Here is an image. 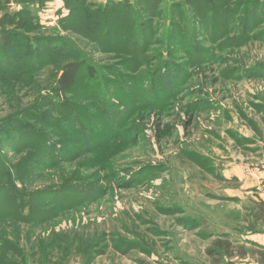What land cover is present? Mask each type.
Wrapping results in <instances>:
<instances>
[{
	"label": "rangeland",
	"instance_id": "obj_1",
	"mask_svg": "<svg viewBox=\"0 0 264 264\" xmlns=\"http://www.w3.org/2000/svg\"><path fill=\"white\" fill-rule=\"evenodd\" d=\"M197 1L184 6V0H163L159 6L156 39L167 38L172 5L186 20L184 50L174 53L183 69L162 71L164 78L158 73L168 80L162 92L148 77L159 61L134 73L123 70L136 79L118 84L116 93L103 90L106 111H96L109 133L98 128L99 140L78 151L58 142L50 152L57 162L35 163V173L17 183L18 192L0 193V258L7 264H210L206 248L222 235L249 250L246 258L227 261L258 264L256 251L264 245L252 238H264V226L251 210L252 200L264 199V0H227L216 27L198 21L196 5L209 3ZM26 5L11 0L0 16L23 20L26 15L18 12ZM37 15V33L6 28L48 39L42 60L59 44L71 58L82 56L87 66L80 80L89 77L88 66L114 76L109 66L123 57L78 33L80 13L72 5L46 0ZM251 16L256 25L245 24ZM62 17L67 20L61 23ZM224 25L235 28L227 34ZM243 27L249 30L242 37ZM165 47L160 43L149 52ZM41 66L29 87L15 80L0 86V120L21 116L22 107L52 93L58 66ZM81 83L70 97L91 94ZM28 151L0 144V165H6L3 158L17 164Z\"/></svg>",
	"mask_w": 264,
	"mask_h": 264
},
{
	"label": "trees",
	"instance_id": "obj_2",
	"mask_svg": "<svg viewBox=\"0 0 264 264\" xmlns=\"http://www.w3.org/2000/svg\"><path fill=\"white\" fill-rule=\"evenodd\" d=\"M45 1L17 0V3L21 5L29 3V6L22 7L18 12L19 15H26L23 20L14 17L9 18L4 13L0 16V86L6 87L15 80L18 83L22 82L23 86L29 87L32 83L28 84V82L32 81L31 79L41 65V67L50 64L58 66L57 72L54 73V85L51 88V94L41 96L29 105L22 107V110H20L21 116L10 114L0 120V144L5 147L7 145L11 151L24 152L29 150L27 152L28 158L27 156L24 157L17 164H11L6 158L2 159L6 165H0L2 170L0 193L9 189H14V191L18 192L16 190L17 183L24 184L28 175L35 173V163L46 162L52 158L55 160L54 162H57V159L51 156L50 152L58 142L63 144L60 146L62 148L66 147L68 143L74 144L78 151L85 144L90 143L93 138L96 142L99 140L97 138L98 128L101 130L105 129L103 134L107 135L110 129L105 128L99 118V112L96 111L103 113L106 111V105H104L106 103H103L104 97H101L103 90H111L116 93L115 87L118 84L126 82L131 84L136 79L132 75L123 73V70H131V73H134L140 67H146L152 62L159 61V65H155L156 68L148 71V77L150 78L151 76L153 78L154 84H157V88L162 92L164 87H161V84L168 82V80L159 79L158 73L160 74L162 71L170 72L168 71L169 69H183V67L174 63V53L184 50L183 45L186 43V33L181 24L186 20H182V16L180 19L174 14V10L177 11L179 9H175L174 5H172L173 9L169 10L170 31L166 35L167 38L158 40L156 35L159 25L156 24L155 20L163 14V9L159 7L163 0H107L104 5L95 4L94 0H65L67 4L72 5V8L80 13L79 34L89 38L93 43L101 45L106 52L111 51L120 59L123 57L115 64L117 67L115 65L109 66L112 69L114 66L113 77H106V73L88 66L87 74H89V77L80 80L79 75H83L82 66H84V69L87 66L82 56L71 58V52L65 50L64 46L59 44L58 47H55L52 54L53 58L48 57V60H42L43 55L50 50L48 39L40 36L24 37L17 31H8L6 28L9 25L15 27L18 31L24 30L28 34L37 33L40 29L37 11L39 7H43ZM190 1L184 0L185 3L183 5H191ZM198 1H202L203 4L204 2L209 3V7L204 5V8L203 6L200 7L201 4L196 5L200 15L198 21L206 25L211 22L214 27L219 25V20L225 14L221 8L226 6L227 0H222L221 4H219L218 0ZM10 2L11 0H0V11L3 12L8 8ZM4 5L5 7L3 8ZM136 6H140L139 9H136ZM177 6L180 7L179 3ZM232 10L233 12L235 11V9ZM227 12L230 13L231 9L228 8ZM183 13L185 11L181 12V14ZM203 15H205L204 18ZM253 18L254 16H251L247 21L244 19L245 24L249 25L254 22ZM65 20L67 18L62 17L59 22L62 23ZM245 24L243 26H246ZM252 24L256 25V23ZM229 26L233 25L229 24ZM234 28L226 27L221 32L229 34ZM248 30V28L243 27L240 36H245ZM42 42L45 45V49H41L44 47ZM160 43L166 45L164 51L158 49L156 52H149L152 46H157ZM188 46L189 44L187 43L185 50L190 49ZM194 46L198 48L196 45ZM200 50L204 51L203 49ZM204 52L208 53L209 51ZM146 54L149 55L147 56ZM196 59L201 60L204 58L198 57ZM29 62L33 64L29 65ZM188 62L187 64H190L192 61ZM183 66H186V64ZM176 71V74H178L179 70ZM99 73H101V76L98 78L97 74ZM161 78H164L162 73ZM81 81V84H85L87 91L91 92V94L85 92L82 95L78 93L79 97H70L71 92L77 88ZM169 85L172 86L170 81ZM97 86L101 87V93H98ZM137 105L143 106L144 104L138 103ZM128 110L130 109L128 108ZM90 125L94 129L90 128ZM72 129L76 133H73ZM75 134L76 137H74ZM84 134H86L84 139L79 137ZM56 138L59 141H56ZM30 162L33 164L30 165ZM42 166L44 167L45 165L42 164ZM31 194L34 198L38 197V193ZM40 195L42 194L40 193ZM252 201L254 204L251 210L253 218L257 223H261L264 226V199L258 198ZM205 253L209 258L210 264H239L227 261V259L235 256L246 258L249 255V250L244 246H236V242L231 236L222 235L217 237L206 248ZM256 253L257 261L260 264H264V246H260ZM0 262L1 264L6 263L5 258H0Z\"/></svg>",
	"mask_w": 264,
	"mask_h": 264
},
{
	"label": "crops",
	"instance_id": "obj_3",
	"mask_svg": "<svg viewBox=\"0 0 264 264\" xmlns=\"http://www.w3.org/2000/svg\"><path fill=\"white\" fill-rule=\"evenodd\" d=\"M261 195V194H260ZM263 196V195H262ZM252 240H254V241H256V242H259V243H261L262 245H264V238H256V237H254V238H252ZM258 264H259V262H258Z\"/></svg>",
	"mask_w": 264,
	"mask_h": 264
}]
</instances>
